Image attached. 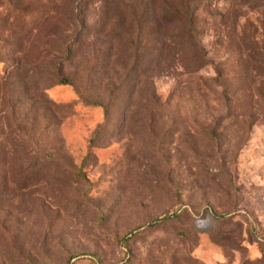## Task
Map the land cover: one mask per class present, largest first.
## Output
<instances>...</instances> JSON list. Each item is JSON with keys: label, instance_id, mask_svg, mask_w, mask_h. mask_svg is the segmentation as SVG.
Instances as JSON below:
<instances>
[{"label": "rangeland", "instance_id": "374dc122", "mask_svg": "<svg viewBox=\"0 0 264 264\" xmlns=\"http://www.w3.org/2000/svg\"><path fill=\"white\" fill-rule=\"evenodd\" d=\"M79 253L264 264V0H0V264Z\"/></svg>", "mask_w": 264, "mask_h": 264}, {"label": "trees", "instance_id": "16d2710c", "mask_svg": "<svg viewBox=\"0 0 264 264\" xmlns=\"http://www.w3.org/2000/svg\"><path fill=\"white\" fill-rule=\"evenodd\" d=\"M180 209L175 210L173 212L166 213L163 216L156 218L155 220L151 221L150 223H148L146 225H154V224L163 222L165 220H168V219H171V218H174V217H178L180 215V213H181ZM81 257H89V258H92V259L95 258L94 254H90V253H88V254H86V253L74 254V255L69 257L68 264H73L72 263L73 259L75 260V259H79Z\"/></svg>", "mask_w": 264, "mask_h": 264}]
</instances>
